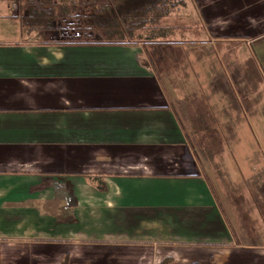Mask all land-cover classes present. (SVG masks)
I'll list each match as a JSON object with an SVG mask.
<instances>
[{
	"label": "crops",
	"instance_id": "0c3cea01",
	"mask_svg": "<svg viewBox=\"0 0 264 264\" xmlns=\"http://www.w3.org/2000/svg\"><path fill=\"white\" fill-rule=\"evenodd\" d=\"M186 4L161 21L184 52L161 76L143 40L0 36V264H264V245L240 242L256 218L233 198L229 224L190 146L193 127L226 145L223 128L262 126L240 106L264 97V0Z\"/></svg>",
	"mask_w": 264,
	"mask_h": 264
},
{
	"label": "trees",
	"instance_id": "16d2710c",
	"mask_svg": "<svg viewBox=\"0 0 264 264\" xmlns=\"http://www.w3.org/2000/svg\"><path fill=\"white\" fill-rule=\"evenodd\" d=\"M19 3L15 17L26 36L42 31L57 33L60 43L130 46L137 33H145L143 47L159 76L166 72L171 56L184 55L178 44L160 41L174 34L173 28L161 27V20L184 7L186 0H19ZM195 129L203 132L198 136L201 144L217 143V152L222 151L224 143L222 138L217 139L215 127Z\"/></svg>",
	"mask_w": 264,
	"mask_h": 264
},
{
	"label": "rangeland",
	"instance_id": "374dc122",
	"mask_svg": "<svg viewBox=\"0 0 264 264\" xmlns=\"http://www.w3.org/2000/svg\"><path fill=\"white\" fill-rule=\"evenodd\" d=\"M19 5V0H0V14L3 16L13 17L14 14L16 15L18 13ZM184 7H180L172 14L180 11ZM9 25L10 29L8 30L0 29L1 40L5 41L11 39H20L22 33L20 32L21 26L18 19H12V22L9 23ZM161 27L163 26L161 25ZM70 33L72 36L75 35L74 31H71ZM144 37L145 33H137L135 35V39L133 40V45H136V41H144ZM31 38L37 39L40 42L46 41L60 43L62 41L58 39L59 36L57 33H48L42 31L33 33ZM256 90L257 88H254L249 94H244L241 96V114L248 113V116L259 115L264 118V97ZM241 120L243 121V118H241ZM254 124L257 123L254 122ZM258 124L262 126H243L240 129V135L238 137L235 133V129L237 127L223 128L226 136V145L224 144L225 146L223 145V148H225V150H227V152L230 154L234 153L235 150L239 151L240 155L236 157L231 156V158L228 159L222 158L224 149L222 148L221 152H217L219 146L217 143H213L214 145L211 146L209 143L207 144L205 142L201 144L199 141L194 143L191 142L190 146L194 156L196 157V162L199 167L198 171L210 185L214 195L216 196V199L219 201L221 211L223 212L226 219H228L230 222L229 224H232L231 217L229 216L230 211L232 210V207H230V200L234 198L238 200V203L234 207L236 210H238L241 217L245 216L248 218V221L251 220L252 217L256 218V225L259 223L261 226L262 231L258 232L257 239L255 238L251 241L240 239V242H251L258 246H263L264 224L262 222L264 221V121H259ZM193 130L198 136L203 135L201 129L198 130L193 127ZM191 133L192 132L190 131V136ZM198 136L196 139L200 140L201 137ZM249 146H251L253 152L256 154L253 155L255 156L254 158L251 156L252 158L249 159L250 161L247 159V153H252L249 152ZM242 150L244 151L242 152ZM251 197H253V200H255L259 207V217L262 219V222L259 221L258 215L254 214L255 207H253V204H251L250 207L245 204V198ZM245 217L242 218V221ZM233 225L235 227L236 223L233 222ZM251 226H253V224Z\"/></svg>",
	"mask_w": 264,
	"mask_h": 264
}]
</instances>
